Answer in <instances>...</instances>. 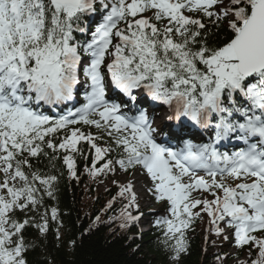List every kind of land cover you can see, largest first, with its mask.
<instances>
[{
  "label": "snow or ice",
  "instance_id": "1",
  "mask_svg": "<svg viewBox=\"0 0 264 264\" xmlns=\"http://www.w3.org/2000/svg\"><path fill=\"white\" fill-rule=\"evenodd\" d=\"M78 160L150 181L169 264L205 217L264 264V0H0V264H31L30 228L61 241L49 201ZM113 183L110 221L138 225L135 182Z\"/></svg>",
  "mask_w": 264,
  "mask_h": 264
},
{
  "label": "trees",
  "instance_id": "2",
  "mask_svg": "<svg viewBox=\"0 0 264 264\" xmlns=\"http://www.w3.org/2000/svg\"><path fill=\"white\" fill-rule=\"evenodd\" d=\"M90 160L91 157L87 163L90 164ZM85 164L84 160H78V180L71 178L66 168L58 165L64 174L59 183L57 199L49 201V206L60 210L64 225L61 241L58 242L54 235L55 221L51 222L53 231L46 239L38 238L35 229H28L26 237L36 245L29 252L31 264H169L160 243L163 237L158 227L142 232L136 225L121 229L119 220L110 221L111 217L119 215L122 206L117 201L114 210L107 208L109 201L117 195L118 187L97 193L98 187L112 176L93 179L85 171ZM133 214L138 213L133 211ZM97 216L101 220L94 224ZM204 225V221L198 220L193 226L195 231L189 232L190 251L182 258L181 264H219L217 256L222 258L224 255V247H217L221 237L210 234L207 247L212 250L204 253L201 236ZM71 240L77 242L75 246L71 245ZM247 248H237L240 257L254 259V255L249 256ZM224 260L225 264H237L227 257Z\"/></svg>",
  "mask_w": 264,
  "mask_h": 264
},
{
  "label": "rangeland",
  "instance_id": "3",
  "mask_svg": "<svg viewBox=\"0 0 264 264\" xmlns=\"http://www.w3.org/2000/svg\"><path fill=\"white\" fill-rule=\"evenodd\" d=\"M154 119H155V125L159 129L161 125L160 124L161 117L160 119L159 117H154ZM114 179L118 180L121 184L126 183L128 180H133L135 182V186H136L135 190L138 193L140 209L143 211L150 212L149 215H143V217L140 218L139 226L142 229V232L146 231L148 226L156 225L155 217L162 215L163 210L160 208V206L155 204V200L152 197L151 193L147 191V188L151 186L150 181L140 172H137L134 176L131 174L127 176L124 173L117 172L116 176L112 178V180L107 181L106 183L103 184V186L99 188V192H102L105 189H109ZM230 240H231V235L229 232V240H227V243L230 242ZM229 254L235 255L236 253L234 249H231L229 251Z\"/></svg>",
  "mask_w": 264,
  "mask_h": 264
}]
</instances>
